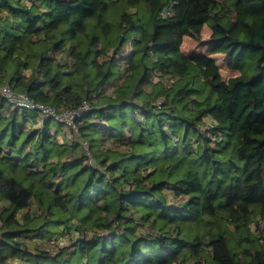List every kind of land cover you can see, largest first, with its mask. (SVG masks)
<instances>
[{"label": "trees", "instance_id": "obj_1", "mask_svg": "<svg viewBox=\"0 0 264 264\" xmlns=\"http://www.w3.org/2000/svg\"><path fill=\"white\" fill-rule=\"evenodd\" d=\"M0 84L89 107L0 96V264H264V0H0Z\"/></svg>", "mask_w": 264, "mask_h": 264}, {"label": "built area", "instance_id": "obj_2", "mask_svg": "<svg viewBox=\"0 0 264 264\" xmlns=\"http://www.w3.org/2000/svg\"><path fill=\"white\" fill-rule=\"evenodd\" d=\"M164 17L169 11L161 13ZM0 96L11 106L17 109H26L37 112L44 118H53L65 124L70 131L78 134L76 119L82 117L88 110V103L83 100L77 107L58 112L52 106L35 101L27 92L14 91L9 84H0Z\"/></svg>", "mask_w": 264, "mask_h": 264}, {"label": "rangeland", "instance_id": "obj_3", "mask_svg": "<svg viewBox=\"0 0 264 264\" xmlns=\"http://www.w3.org/2000/svg\"><path fill=\"white\" fill-rule=\"evenodd\" d=\"M209 34H210L209 24L205 23L203 25L202 33H201V37L203 39L202 41H204V43L197 42V41L193 40L191 37L185 36L183 39L182 46H181L182 50L185 53L204 52L205 49L207 48V46H209V44H206V43H208L207 40L209 39ZM214 57L216 59V62L220 66V72H221V75L224 79H227V78L237 74V72L231 71L230 69L227 68L226 57H224V55L217 53L214 55ZM8 187L9 186H5L2 189L4 191H6L8 189Z\"/></svg>", "mask_w": 264, "mask_h": 264}, {"label": "crops", "instance_id": "obj_4", "mask_svg": "<svg viewBox=\"0 0 264 264\" xmlns=\"http://www.w3.org/2000/svg\"><path fill=\"white\" fill-rule=\"evenodd\" d=\"M203 40V39H202Z\"/></svg>", "mask_w": 264, "mask_h": 264}]
</instances>
